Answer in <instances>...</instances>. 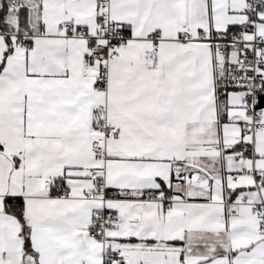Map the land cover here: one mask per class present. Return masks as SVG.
<instances>
[{"label":"snow or ice","instance_id":"snow-or-ice-1","mask_svg":"<svg viewBox=\"0 0 264 264\" xmlns=\"http://www.w3.org/2000/svg\"><path fill=\"white\" fill-rule=\"evenodd\" d=\"M0 264H264V0H0Z\"/></svg>","mask_w":264,"mask_h":264}]
</instances>
